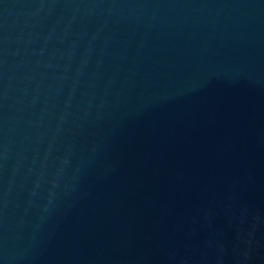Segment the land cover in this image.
<instances>
[{"label": "water", "instance_id": "1", "mask_svg": "<svg viewBox=\"0 0 264 264\" xmlns=\"http://www.w3.org/2000/svg\"><path fill=\"white\" fill-rule=\"evenodd\" d=\"M0 264H264V0H0Z\"/></svg>", "mask_w": 264, "mask_h": 264}]
</instances>
